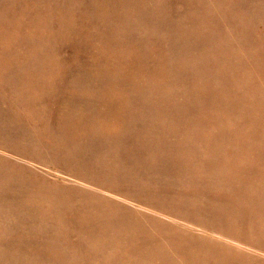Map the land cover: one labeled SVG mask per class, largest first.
I'll list each match as a JSON object with an SVG mask.
<instances>
[{"label": "rangeland", "instance_id": "1", "mask_svg": "<svg viewBox=\"0 0 264 264\" xmlns=\"http://www.w3.org/2000/svg\"><path fill=\"white\" fill-rule=\"evenodd\" d=\"M0 264H264V0H0Z\"/></svg>", "mask_w": 264, "mask_h": 264}]
</instances>
